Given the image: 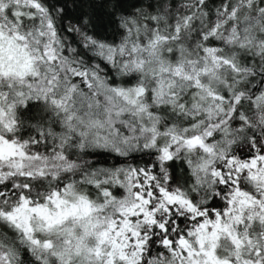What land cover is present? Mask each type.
Instances as JSON below:
<instances>
[{"label": "snow or ice", "instance_id": "obj_1", "mask_svg": "<svg viewBox=\"0 0 264 264\" xmlns=\"http://www.w3.org/2000/svg\"><path fill=\"white\" fill-rule=\"evenodd\" d=\"M0 264H264V0H0Z\"/></svg>", "mask_w": 264, "mask_h": 264}]
</instances>
